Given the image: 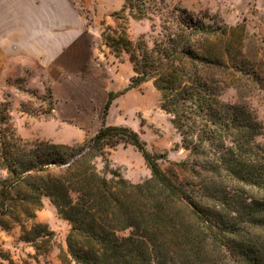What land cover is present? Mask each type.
I'll return each instance as SVG.
<instances>
[{
    "label": "trees",
    "instance_id": "obj_1",
    "mask_svg": "<svg viewBox=\"0 0 264 264\" xmlns=\"http://www.w3.org/2000/svg\"><path fill=\"white\" fill-rule=\"evenodd\" d=\"M161 11L154 0H123L112 14L117 27H106L103 38L117 57L130 55L126 90L151 81L159 92L183 160L170 161L140 132L107 122L122 92H109L101 127L75 145L21 137L9 104L0 103V226H20L36 254L48 253L55 237L36 221L45 196L70 225L62 264H264V124L236 80L241 41L235 28L181 7L161 17L152 45L128 37L129 17ZM228 87L238 90L236 102L223 99ZM120 144L141 153L149 178L135 183L111 169L110 150Z\"/></svg>",
    "mask_w": 264,
    "mask_h": 264
},
{
    "label": "rangeland",
    "instance_id": "obj_2",
    "mask_svg": "<svg viewBox=\"0 0 264 264\" xmlns=\"http://www.w3.org/2000/svg\"><path fill=\"white\" fill-rule=\"evenodd\" d=\"M79 2L84 7L88 26L95 35H100V47H106L115 55L105 44L103 32L108 26L117 27L112 14L122 8L123 0ZM154 4L161 7V13L141 20L129 17L126 31L134 42L144 38L152 45L153 37L161 29V17L175 7L187 8L207 22L235 28L236 33L232 36L241 41V48H238L242 51L240 59L244 65L236 80L244 99L264 124V0H154ZM153 23L157 26L155 30ZM112 60V74L87 63L85 72L70 74L72 78L56 88L48 85L35 64L24 71L16 70L9 76L3 74V66L0 65V103L9 104L11 124L16 133L29 140L70 145L84 143L101 127L105 95L100 86L108 83L109 92L122 94L113 101L107 122L129 126L140 132L150 150L167 152L170 161L183 160L187 152L177 146L181 137L170 116L160 108V94L153 83L148 81L126 90L134 74L130 55L122 52ZM238 98L235 87H228L223 94V99L228 102H236ZM261 140L264 142V131ZM109 157L111 169L132 182H142L151 176L143 156L132 145H118L110 150ZM161 165L165 169L171 166L169 161H162ZM98 166L103 167L101 159ZM4 175L5 172L0 171V176ZM42 199L43 206L37 211L36 221L48 224L55 231L52 249L48 253L36 254L34 246L21 239L20 226L9 230L0 226V254L6 253L15 264H62L59 256L62 249H67L70 225L58 214L48 197ZM3 263L9 262L0 256V264Z\"/></svg>",
    "mask_w": 264,
    "mask_h": 264
},
{
    "label": "crops",
    "instance_id": "obj_3",
    "mask_svg": "<svg viewBox=\"0 0 264 264\" xmlns=\"http://www.w3.org/2000/svg\"><path fill=\"white\" fill-rule=\"evenodd\" d=\"M83 8L79 0H0L3 74L35 64L52 88L70 80V74L85 72L87 63L112 74L116 56L100 47V35L88 26ZM109 87L100 86L105 95L102 103L108 99Z\"/></svg>",
    "mask_w": 264,
    "mask_h": 264
}]
</instances>
